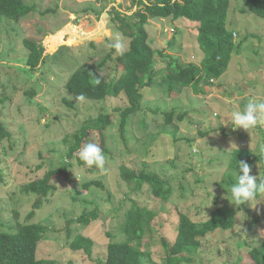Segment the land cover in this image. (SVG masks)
Here are the masks:
<instances>
[{
    "label": "rangeland",
    "instance_id": "rangeland-1",
    "mask_svg": "<svg viewBox=\"0 0 264 264\" xmlns=\"http://www.w3.org/2000/svg\"><path fill=\"white\" fill-rule=\"evenodd\" d=\"M26 1L36 10L20 22L0 15V123L9 132L0 138V231L15 233L21 224L46 225L38 259L103 264L109 243L125 239L122 224L127 211L138 203L158 213L152 222L154 236L146 241L151 256H145L143 264H163L162 238L176 239L179 212L199 220L216 207L230 206L236 212L235 227L203 238L192 264H253L250 250L264 243V194L235 204L231 192L225 190L229 187L225 175L234 149L246 147L259 154L264 149V120L249 130L232 127L233 114L250 100L264 102V17L247 7L243 12L242 0H231L227 27L235 31L236 42L247 39L233 52L227 72L215 80L207 95L196 94L192 87L172 94L169 83L160 82V74L159 80L142 90L141 110L129 117L123 135L122 115L116 108L129 104L124 94L106 101L78 102L65 85L83 62L94 63L108 81L121 74L116 58L129 49L131 40L117 29L116 11L131 15L141 6L133 0ZM98 11H102L100 17ZM196 26L188 19L165 18L151 19L146 29L154 48L183 64H201L204 52ZM25 39L37 43L39 49L49 48L36 70L27 64L30 52ZM118 42L120 51L114 47ZM156 58L160 70L165 68L167 59ZM101 112L113 115L106 132L108 151L98 131L92 132L88 143L102 149L103 169L80 163L79 152L70 160L65 136L74 134L85 118ZM170 113L174 119L169 124ZM69 161L71 176L54 175L52 192L41 208H34L38 196L25 193L24 185ZM122 164L169 180L173 186L170 199L150 195L147 186L139 190L136 184H128L120 176ZM252 175L258 181L264 179V162ZM92 181L101 184L85 188ZM97 208V221L89 225L78 221ZM31 211L33 216H29ZM79 234L94 240L92 255L72 249L71 242Z\"/></svg>",
    "mask_w": 264,
    "mask_h": 264
},
{
    "label": "trees",
    "instance_id": "trees-1",
    "mask_svg": "<svg viewBox=\"0 0 264 264\" xmlns=\"http://www.w3.org/2000/svg\"><path fill=\"white\" fill-rule=\"evenodd\" d=\"M136 6H141L135 13L129 15L116 11L117 29L124 36L130 38L129 49L119 54L116 58L121 74L108 81L99 68L91 62H83L69 77L66 82V91L77 96L83 93L86 99L106 101L110 97H118L124 94L128 98L126 107H117L116 111L122 115L121 131L124 135L129 125V117L141 110L144 100L143 89L151 86L162 74L160 82L169 83L172 94L181 92L184 88L192 87L196 94L207 95L212 89L215 80L220 79L228 70L233 52L240 48L247 38L236 42L235 31L227 27L231 0H133ZM245 4L242 11L250 12L259 17H264V0H242ZM247 7V8H246ZM36 10V6L27 3L26 0H0V15L20 22ZM98 17L102 11H98ZM171 18L174 22L180 19H188L198 23L199 46L204 52L201 64H183L177 57L165 54L163 50L154 48L146 29L151 19ZM172 41L171 44H174ZM25 47L30 54L27 64L32 70L39 66V60L49 48L39 49L37 43L30 39L24 40ZM42 50V51H41ZM157 56L167 59L166 67L160 70ZM110 57V55L108 56ZM105 61L102 63V66ZM99 79V83L97 80ZM28 93L34 95L35 92ZM68 104H72L67 98ZM174 114H168L167 123H172ZM113 124V115L109 112H101L96 117L85 118L83 125L72 135L65 136L68 145L67 154L70 160L74 159L79 150L88 143L93 131L101 134L103 147H106V132ZM146 125V122H143ZM9 135L6 126L0 123V138L5 139ZM78 157V156H77ZM79 159V157H78ZM239 160L247 162L251 166V174L261 162H264V149L261 154L253 149L236 148L232 151L227 176L228 188L237 182L239 176ZM80 163H83L79 159ZM72 163L63 165L60 169L47 171L43 178L34 180L24 185L25 193H35L38 196L34 208L39 209L54 188L52 178L59 173L70 177ZM38 169L42 166H38ZM120 176L128 184H136L139 190L147 186L150 195H154L164 201L170 199L173 194V186L169 180L164 179L158 173L146 169L136 170L125 164L120 166ZM224 176V177H225ZM2 177V174H0ZM223 177V178H224ZM225 180V181H226ZM264 180V179H263ZM222 179L221 185H224ZM100 185L101 182L92 181L85 185ZM264 193H258L256 199ZM255 199V200H256ZM31 211L29 216L34 215ZM99 209L85 212L78 221L89 225L99 219ZM177 222V237L172 242L166 237L162 238L166 257L163 264H192L193 256L200 250L203 238L217 230H230L236 225V212L230 206L216 207L210 210L207 218L193 219L188 213L179 212ZM158 213L148 206L134 203L127 211L126 219L122 224L125 233L123 241L112 240L108 245V255L103 264H143L145 256H151L148 248V239L154 236L153 221ZM16 217L19 213L16 212ZM47 232V226L42 224H21L15 233L0 231V264H60L55 259H38L36 256L39 241ZM94 240L88 236L79 234L71 242L74 251H83L87 255L93 253ZM253 264H264V243L261 247H253L250 250ZM71 264V263H70Z\"/></svg>",
    "mask_w": 264,
    "mask_h": 264
},
{
    "label": "clouds",
    "instance_id": "clouds-1",
    "mask_svg": "<svg viewBox=\"0 0 264 264\" xmlns=\"http://www.w3.org/2000/svg\"><path fill=\"white\" fill-rule=\"evenodd\" d=\"M117 51H120L122 45L118 42L114 45ZM99 79L97 83H99ZM78 102L85 101L86 97L83 93L75 98ZM264 120V102H255L250 100L242 111H237L232 116V127L243 128L249 130L255 127L258 123ZM79 159L84 162L86 166L95 165L97 168L103 169L105 164V155L102 149L95 143H88L79 150ZM239 176L237 182L231 188V200L235 204L243 205L249 201L257 198L258 193H264V180L257 179V176L251 174V166L239 160L238 163Z\"/></svg>",
    "mask_w": 264,
    "mask_h": 264
}]
</instances>
